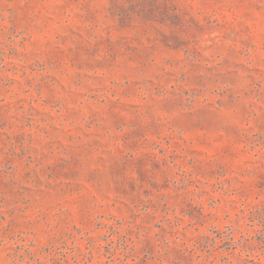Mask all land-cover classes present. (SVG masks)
Masks as SVG:
<instances>
[{"label":"rangeland","instance_id":"374dc122","mask_svg":"<svg viewBox=\"0 0 264 264\" xmlns=\"http://www.w3.org/2000/svg\"><path fill=\"white\" fill-rule=\"evenodd\" d=\"M0 264H264V0H0Z\"/></svg>","mask_w":264,"mask_h":264}]
</instances>
